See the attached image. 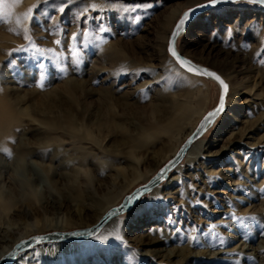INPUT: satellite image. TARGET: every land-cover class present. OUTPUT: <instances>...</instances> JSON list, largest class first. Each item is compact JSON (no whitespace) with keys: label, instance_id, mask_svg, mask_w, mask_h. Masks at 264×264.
<instances>
[{"label":"rangeland","instance_id":"374dc122","mask_svg":"<svg viewBox=\"0 0 264 264\" xmlns=\"http://www.w3.org/2000/svg\"><path fill=\"white\" fill-rule=\"evenodd\" d=\"M209 1L0 0V100L20 118L0 144L26 142L38 153L23 158L0 148V250L35 233L93 225L107 197H126L169 162L164 137L135 146L173 115L165 109L175 101L193 108L181 139L200 112L216 107L218 85L187 76L165 40L184 12ZM29 10L33 18L25 19ZM177 48L229 77L226 111L197 141L200 156L184 159L156 195L119 216L106 241H87L80 259L61 264H179L166 258L176 251H186L183 264H263L264 6L209 11ZM118 54L129 62L118 63ZM214 252L223 254L206 263Z\"/></svg>","mask_w":264,"mask_h":264},{"label":"bare ground","instance_id":"6f19581e","mask_svg":"<svg viewBox=\"0 0 264 264\" xmlns=\"http://www.w3.org/2000/svg\"><path fill=\"white\" fill-rule=\"evenodd\" d=\"M259 5V4H258ZM176 24V23H175ZM174 25V24H173ZM190 25V24H189ZM188 25V26H189ZM170 26V25H169ZM172 26V25H171ZM170 26V34L172 33V30H173V27ZM188 28V27H187ZM186 28V29H187ZM186 31V30H185ZM184 31V32H185ZM169 37L170 35L167 37L166 40V43L168 44V40H169ZM181 37V36H180ZM179 37V38H180ZM178 38V40H179ZM178 42V41H177ZM167 49V48H166ZM183 51H181V54L185 57H188L186 56L184 53H182ZM119 55V54H118ZM117 59V57H116ZM118 63L122 64V63H128L129 62V59L127 58V56L125 55H119L118 59H117ZM175 61V60H174ZM215 62V61H214ZM213 62V63H214ZM115 63V62H114ZM119 64V66H120ZM178 65V64H177ZM182 69V68H181ZM209 69V68H208ZM213 69L212 67H210V70ZM183 70V69H182ZM213 70H216V69H213ZM184 71V70H183ZM186 72V71H185ZM188 73V72H186ZM189 74V73H188ZM221 74V73H220ZM187 75V74H186ZM223 75V74H222ZM189 76L191 79H199L197 76V78L195 77V75H187ZM224 76V75H223ZM225 77V76H224ZM229 78V77H228ZM225 77V80L229 81L230 79H228ZM227 81V82H228ZM75 87L76 85H69L68 86V89L69 91H73L75 90ZM78 87V86H77ZM76 87V88H77ZM71 91V93H73ZM74 95V94H73ZM75 96V95H74ZM75 98V97H74ZM72 99V98H71ZM186 103V102H185ZM107 104V103H106ZM196 110V108L194 109ZM172 111V116L169 117V118H164L162 120V118H160V123L156 124V126H154L153 128L150 129L149 132H146L145 133V140L143 141H138L135 143V146H138L140 148H145L148 146V144L150 145L152 142L151 140L152 139H157V138H160V137H164L166 140V142L168 144H164L163 147L166 149H169L168 150V153L169 155L167 156H163L164 159V164L170 159H172L175 154L178 152V150L180 149V147L183 145L184 141L187 140V138L191 135V133L196 129L197 125L199 124V122L201 121V119L206 115L205 112H200L201 114L198 116V118L192 123V126H191V129L190 131L185 135L183 136L181 139H179L178 135L180 134L181 132V129H182V123L185 121V120H190L191 118V114L193 113V108L189 105V104H179L177 101L174 102V104L168 108L167 110L165 109V112H171ZM0 114L3 115L4 117L1 119L0 118V139L3 138L7 133H9V130L14 126V125H17L18 123H20V118L17 117L15 115V112H13V110L11 109V107L2 99L0 100ZM198 114V112H197ZM192 121H193V118H191ZM195 119V118H194ZM162 120V121H161ZM186 122V121H185ZM191 122V121H190ZM69 123V126L70 127H74V123L69 120L68 121ZM114 125V124H112ZM184 125V123H183ZM54 129V127H53ZM111 129V128H110ZM251 131V130H250ZM11 132V130H10ZM49 133V132H48ZM10 136V135H9ZM44 136V135H43ZM178 136V137H177ZM45 139V138H44ZM40 141V140H39ZM42 142V146H47L45 144H47L48 142L46 141H43V139L41 140ZM1 143V142H0ZM37 143V142H36ZM38 144V143H37ZM103 144V143H102ZM1 145V144H0ZM7 146L5 145H1V147H4L5 150H9V149H14V153L16 155H20L22 156L23 158L26 157L28 154L30 155H38L37 152H27L28 150H26L28 146V144L26 142H21L19 145H14V144H10V143H7L6 144ZM134 146V145H133ZM200 146V142H196L195 144L192 145V147L189 149V151L187 152V154L185 155L184 159L185 160H188L189 162H192L193 160H195L198 156H200V152H196L197 149L199 148ZM137 147V148H138ZM7 148V149H6ZM48 150L46 149L45 153L47 152ZM198 155V156H197ZM32 156V157H33ZM24 164L22 166H24V173L27 174V175H30L33 177L34 175V172H33V169H31L29 167V165H31L30 163H26L23 162ZM168 163V162H167ZM166 163V164H167ZM165 164V165H166ZM163 165V164H162ZM147 182V181H146ZM167 188V186H166ZM159 188H156L154 191H152V195H156L157 192H158ZM84 192V191H83ZM78 193H82V192H78ZM77 193V194H78ZM85 194V192H84ZM127 193L125 192V194L123 193H120V194H115L117 195L116 197L113 195V197H110L109 199L106 198V202L107 204L104 205V207H102L101 211H100V217L98 218V220L96 221V223L104 216V214L106 212H108L109 210L119 206L118 204L121 202L122 198L125 197ZM161 194V193H160ZM167 194H171V193H167ZM81 196H84L82 194H80L78 197H72L74 201H76V203H81V199L84 198ZM141 199V198H140ZM138 199L136 201V203L140 200ZM154 201L156 200V198L153 199ZM95 202V201H94ZM102 202V201H101ZM98 201V203H101ZM98 203L96 202V206L98 205ZM104 203V201H103ZM122 203V202H121ZM136 203L134 205H136ZM152 204V203H151ZM80 205V204H78ZM83 205V204H82ZM95 205V203H94ZM133 205V206H134ZM78 207V206H77ZM81 207V206H80ZM83 207V206H82ZM81 207V209H82ZM133 208V207H132ZM84 210L85 209H89V208H83ZM78 210V209H77ZM84 212V211H83ZM118 219L120 218H115L113 219L97 236L93 237V238H90L89 240H94V241H106L107 237H109L108 235H110V232L111 230H115L119 227V224H118ZM67 223V222H66ZM94 223V224H96ZM93 224V225H94ZM66 225V224H65ZM93 225H85L84 227L82 228H79V229H83V228H88V227H91ZM61 226V225H59ZM70 224H67V227H69ZM58 227V226H57ZM37 231V230H36ZM38 231H41V230H38ZM54 231V230H53ZM58 231H61V232H66L67 230H65L62 227H60V230ZM30 232V231H29ZM5 236L10 234V231H5L4 232ZM41 234V233H40ZM28 235V233H27ZM34 235H38V234H34ZM29 236V235H28ZM31 236V235H30ZM33 236V235H32ZM29 238V237H27ZM1 239L3 238H0V241ZM23 238L21 237L20 239H16L15 241H12L10 242L9 246L5 247L4 249L0 250V260L2 259V257H4L9 251H11L13 249V247L22 240ZM89 240H86V241H83V242H79V243H72V244H60V243H54V244H48V245H40V246H37L35 248H32V249H29L25 252H22L20 253L19 255L16 256L15 260L13 261L12 264H61L62 263V259H71V260H77V259H80V256H78L82 251L85 250V245L84 244H87L86 242L89 241ZM160 239H155L153 240V243H160ZM101 249V248H99ZM32 250V251H31ZM30 251V252H29ZM28 252V253H26ZM186 252V251H185ZM184 251L179 253V251H176V252H170V253H166V258L169 259L168 262H170V259L172 258H180L181 261L179 264H183L184 262H188V256H187V253H185ZM26 253V254H24ZM86 253V252H85ZM189 253V252H188ZM223 254V252H214V253H210L208 255V259H206V263H211V262H216V260L218 259V256ZM151 255V254H150ZM84 257V256H83ZM81 257V258H83ZM151 257V256H150ZM262 260H264V258H261ZM88 260V259H87ZM202 262V261H201ZM70 263V262H69ZM68 263V264H69ZM177 264V263H176ZM264 264V262H263Z\"/></svg>","mask_w":264,"mask_h":264},{"label":"water","instance_id":"95a60500","mask_svg":"<svg viewBox=\"0 0 264 264\" xmlns=\"http://www.w3.org/2000/svg\"><path fill=\"white\" fill-rule=\"evenodd\" d=\"M236 2H248V0H236ZM236 2H230V3H218L215 6H207L209 5V2H205L203 4H200L198 6H195L193 8H190L189 10H187L186 12H184L182 14V16L180 17L179 21L184 17L185 13H189V11L191 9H195L194 12L191 13V18L188 21V23L186 24L185 30L188 27V25L194 21L196 18L205 15L207 12L212 11L218 7H221L223 5H228V4H233ZM259 4V3H257ZM262 5V4H259ZM264 6V5H262ZM178 21V22H179ZM174 26L172 33L170 34L169 40H168V45H167V52L168 54L173 58V60H175V62L178 64V66L180 68H182L184 71L188 72L189 74L195 75V76H199L202 78H206L209 80L214 81L220 90V94H219V100L218 103L216 105V107L211 110L210 112H208L199 122V124L197 125L196 129L191 133V135L187 138V140L183 143V145L180 147V149L178 150V152L175 154V156L166 164L164 165L157 173L156 175L150 179L146 184L139 186L138 188H136L134 191H132L130 194H128L124 200L122 201V203L109 210L108 212H106L104 214V216L93 226L88 227V228H83V229H75V230H71V231H66V232H61V231H55V232H48V233H44V234H38V235H34L31 236L27 239H23L20 242H18L11 251H9L4 257H2V259L0 260V264H12L13 261L15 260L16 256L19 255L22 252H25L29 249L35 248L37 246L40 245H48V244H54V243H60V244H72V243H79V242H83L86 240H89L90 238H93L95 236H97L113 219L124 215L126 213H128L129 211H131L133 205L136 203V201L140 198H143L144 196L151 194L152 191H154L156 188H158L162 183H164L168 178L169 175L172 171H174L180 164L181 162L184 160L185 155L187 154V152L189 151V149L192 147L193 144H195L205 133L206 131L214 124V122L221 116L223 115V113L226 111L227 109V100H228V95H229V91H230V87L229 84L226 82V80L216 71L214 70H210L205 66L199 65L194 63L193 61H191L190 59L184 57L181 52L178 50L177 48V41L178 38L184 33V31H182L178 38L176 39L175 42V47L177 50V53L184 59L190 61L193 65L201 68V69H206L212 73H215L216 75H218L227 85H228V92L225 98V108L224 111L216 116L212 122H207V118L209 116L210 113L214 112V110L218 107V105L220 104L221 101V95H222V85L219 83L218 80H216L214 77H209L206 75H202V74H196L195 72H189L187 71L186 68H184L178 60H176L175 57H173L170 52H169V46H170V41L172 40V36L173 33L177 27V24ZM207 124V127L205 129L202 130V125ZM163 171V175H161ZM119 210V211H118Z\"/></svg>","mask_w":264,"mask_h":264},{"label":"snow or ice","instance_id":"6c2138e0","mask_svg":"<svg viewBox=\"0 0 264 264\" xmlns=\"http://www.w3.org/2000/svg\"><path fill=\"white\" fill-rule=\"evenodd\" d=\"M17 3L20 2V0H16ZM230 2H236V0H210V3L209 5L207 6H215L216 4L218 3H230ZM249 3H253V4H262L264 5V0H248ZM60 11H64V8L62 7L60 9ZM195 9H191L189 11V13H185L184 17L178 22L177 24V27L173 33V36H172V40L170 41V46H169V52L170 54L176 58V60L179 61V63L187 69V71L189 72H195L196 74H202V75H206V76H209V77H214L216 80L219 81V83L222 85V95H221V101H220V104L218 105V107L214 110V112L210 113L208 118H207V122H212V120L220 115L223 111H224V108H225V98H226V95H227V92H228V85L218 76L216 75L215 73H212L206 69H201L195 65H193L190 61L182 58L178 53H177V50H176V47H175V42H176V39L178 38L179 34L185 30V27H186V24L188 23V21L190 20L191 18V13L194 12ZM33 10H29V12L26 14L25 16V19H32L33 18ZM17 23L19 24L20 21L18 20ZM19 34V33H17ZM25 39H30V37L28 36L27 34V30H25ZM72 39H76V35L74 34ZM55 43L59 44L60 41H55ZM16 49H14L15 51ZM51 51V50H49ZM40 68L42 69L43 68V65H40ZM42 86V85H41ZM202 127V130L205 129L207 127V124H204L201 126ZM7 151V150H5ZM9 155H11V153L9 152ZM163 171L162 170V173L161 175H163ZM119 211V210H118ZM247 219H254V218H247Z\"/></svg>","mask_w":264,"mask_h":264}]
</instances>
